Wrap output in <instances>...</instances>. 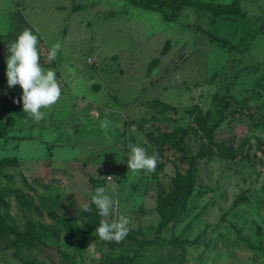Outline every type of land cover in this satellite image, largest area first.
<instances>
[{"label": "rangeland", "instance_id": "1", "mask_svg": "<svg viewBox=\"0 0 264 264\" xmlns=\"http://www.w3.org/2000/svg\"><path fill=\"white\" fill-rule=\"evenodd\" d=\"M201 8L163 7L166 18L129 0H0V127L7 128L0 129V158H7L3 173L12 175L0 183L15 189L0 213L16 230L31 219L58 234L57 241L17 249L0 238V264H110L131 260L134 250L148 254L137 258L146 264L162 258L166 239L186 224V239L199 241L184 248L183 264H264V0H239L235 16ZM260 23L263 32L250 37ZM26 28L38 38L42 69L54 70L61 85L39 122L15 102L21 87L7 84L8 47ZM56 42L61 50L49 62ZM193 108L211 110L216 139L247 158L197 160L200 191L189 199L188 214L160 227L157 189L168 190L187 157L167 150L154 172H133L130 145L152 155L149 135L186 126L194 153ZM105 119L111 123L102 129ZM97 187L114 204L96 228L125 215L131 230L116 243L99 239L95 229L76 251L68 220L83 225L84 204L93 214Z\"/></svg>", "mask_w": 264, "mask_h": 264}, {"label": "trees", "instance_id": "2", "mask_svg": "<svg viewBox=\"0 0 264 264\" xmlns=\"http://www.w3.org/2000/svg\"><path fill=\"white\" fill-rule=\"evenodd\" d=\"M133 5L139 6L145 9H152L161 12L162 15L166 18L169 17L165 13L163 7L170 6L173 9V12L177 10L182 5L197 7L200 9L202 6L207 8L205 13L209 15H221L222 13L227 12V16H235L239 14L238 2L239 0H232L227 2H211V0L201 1V0H129ZM200 5V6H199ZM204 13V12H202ZM263 24L260 23L257 27L251 28L250 37L254 38L255 36L263 32ZM246 33V32H245ZM236 47V46H235ZM195 112V113H194ZM192 116L191 121L193 123L192 127H188L191 131L193 130L194 134H197L199 137L198 148L194 153L189 151V145L187 142V128L184 127H173L168 131H159L157 129L156 134L149 135L150 142L154 144L152 148V153L158 152L159 156L164 151H171L172 154L178 153V158L182 159L187 157V167L183 169L182 172L176 170L174 177L171 180V183L167 191H164L162 188L157 189V205L156 209L159 214V226H166L167 224H176L185 215L188 214L190 206L188 201L191 197L199 193V181H198V171L196 168L197 160L205 157L211 158V155L225 157L228 160H234L239 155V158H247L245 155L240 154V149H235L233 146L226 144L223 141L216 139L214 135V125L208 122V117L214 118V113L211 110H207L204 114L197 111V108L191 110ZM2 131L6 130L5 126H1ZM243 142L240 144V148L247 142V138H244ZM263 142L264 140H260ZM188 149V150H187ZM190 152V153H189ZM7 159V158H6ZM6 159L0 158V180L5 178L6 182L12 181L11 174L3 173V166L6 165ZM12 184H1L0 183V208L6 206L5 196L10 195L12 192H15V189H11ZM11 192V193H10ZM93 214H90L89 211H82V216L85 217V222L83 225H78L74 222L73 219H69V224L71 227L70 230V239L72 238L74 242L75 250L78 251L82 246L88 241V239L93 234L96 226L98 225L99 212L95 204L93 205ZM5 214L0 213V238L6 241V247H16L17 244H21L27 248L34 247L39 244L43 246V241H57L58 234L46 225L43 222L26 219L22 222V225L19 229H15L11 223L6 221L4 217ZM188 224H186L185 229L187 230ZM186 230L179 232L177 235L170 236L166 239L168 244L167 252L163 253L161 257H151L150 261L146 264H155L157 262L161 264H183L184 255L183 250L186 246L198 245L199 236L188 240L185 237ZM13 236L12 238H10ZM158 237H154L146 240L144 243H153L157 242ZM205 243V241H201ZM260 248L263 246L259 243ZM256 246H254L255 248ZM17 249V247H16ZM179 250V252H174ZM138 250L133 251L131 260H121L120 257L118 261L113 260L110 264H143L138 260L141 257L148 258V254L143 252H137ZM63 254V252H60ZM64 255V254H63ZM158 257V258H157ZM138 258V260H137ZM153 258V259H152ZM136 259L135 261H132ZM152 260V261H151ZM35 260H33V263ZM136 262V263H135ZM32 263V261H31ZM4 264V263H3Z\"/></svg>", "mask_w": 264, "mask_h": 264}, {"label": "clouds", "instance_id": "3", "mask_svg": "<svg viewBox=\"0 0 264 264\" xmlns=\"http://www.w3.org/2000/svg\"><path fill=\"white\" fill-rule=\"evenodd\" d=\"M38 38L30 29H24L16 38L15 42L8 47L10 55L7 57V84L8 87L19 85L22 89V96L16 103H23V111L28 113L35 122L44 118L41 109L51 108L61 96V85L59 84L56 73L52 69H42L37 51ZM61 44L56 42L51 45L47 52L49 62L55 60ZM110 121H101V128L106 129ZM131 153L128 156V169L133 172L144 171L150 174L155 171L159 153L154 152L147 155L146 149L137 145H130ZM111 179L112 176H108ZM91 202L95 204L99 215L108 217L113 207L114 201L106 194L105 187H97L95 194L91 196ZM88 204L83 205V211H90ZM130 218L119 215L117 219L108 222L102 219L96 233L99 239L109 242H122L130 232Z\"/></svg>", "mask_w": 264, "mask_h": 264}, {"label": "crops", "instance_id": "4", "mask_svg": "<svg viewBox=\"0 0 264 264\" xmlns=\"http://www.w3.org/2000/svg\"><path fill=\"white\" fill-rule=\"evenodd\" d=\"M66 72V71H65Z\"/></svg>", "mask_w": 264, "mask_h": 264}]
</instances>
